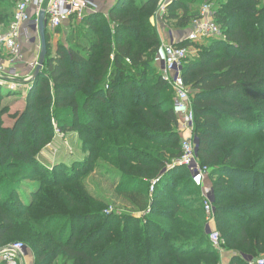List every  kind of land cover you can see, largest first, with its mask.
<instances>
[{
	"label": "trees",
	"instance_id": "1",
	"mask_svg": "<svg viewBox=\"0 0 264 264\" xmlns=\"http://www.w3.org/2000/svg\"><path fill=\"white\" fill-rule=\"evenodd\" d=\"M198 1L171 0L161 20L189 26ZM159 2L115 0L106 13L71 19L54 54L45 31L47 53L23 109L0 106V249L16 234L34 264H220L199 191L188 169L174 165L180 136L156 61ZM218 3L214 19L223 34L177 44L197 50L181 75L228 264H253L245 256L264 255V2ZM11 19V7H0V25ZM52 121L62 133H78L85 157L47 171L36 155L52 141ZM98 167L113 168L121 200L150 209L145 222L103 212L107 204L83 180ZM34 183L25 202L20 190Z\"/></svg>",
	"mask_w": 264,
	"mask_h": 264
},
{
	"label": "built area",
	"instance_id": "2",
	"mask_svg": "<svg viewBox=\"0 0 264 264\" xmlns=\"http://www.w3.org/2000/svg\"><path fill=\"white\" fill-rule=\"evenodd\" d=\"M171 0H160L156 16L161 22V16L167 11V4ZM34 7V14L28 13V6ZM98 4L94 0H20L16 3L12 11V19L4 31H0V53L7 52L9 63H22V53L20 51V39L30 42L34 35L38 33V17L44 11L45 27L50 30L65 28L73 21L81 20L82 16L88 12L99 10ZM158 23V22H156ZM186 40L191 42H202L210 37H221L223 34L219 25L215 22L212 3L202 4L199 9V16L191 24ZM196 50L192 47H182L173 43H161L156 61L163 79L169 84L172 90L173 110L177 118L178 131L183 134L189 132V136L182 137L180 142L181 154L174 162V165L186 167L198 182L205 181L209 176V168L198 163L195 150L194 133V112L192 109L191 91L184 84L181 72L186 60L191 57ZM38 64V56L27 63L29 72L24 76L27 81H31L32 72ZM18 74L14 67H6L0 63V85L7 79L16 80ZM10 87L16 86L15 82H10ZM157 182L152 180L150 193ZM204 209L209 212L210 200L206 198L203 202ZM219 235L213 232L210 240L213 245L218 243ZM26 246L22 242H13L0 250V262L5 264H23V257ZM255 264H264V259H258Z\"/></svg>",
	"mask_w": 264,
	"mask_h": 264
},
{
	"label": "rangeland",
	"instance_id": "3",
	"mask_svg": "<svg viewBox=\"0 0 264 264\" xmlns=\"http://www.w3.org/2000/svg\"><path fill=\"white\" fill-rule=\"evenodd\" d=\"M18 1V0H17ZM219 1V0H218ZM217 1V4L213 0H199L195 4V8L199 9L202 4L205 3H212V8L216 10L220 9V5ZM261 3L264 2V0H259ZM16 0H5L0 3V7H11V12L13 11V8L15 6ZM5 5V6H4ZM171 25H175L174 22H169ZM168 24V25H169ZM6 25H0V31H4L6 29ZM69 33V27L60 29L59 31H54L50 29H46V35L47 37V43L48 48L50 49V53L54 54V51H56L57 47L60 44H65L66 42V36ZM31 43H35L33 46L35 47V51L37 53V56L39 55L40 51V40L39 35H35ZM193 50H196L195 46H192ZM197 51V50H196ZM34 72V71H33ZM32 72V76H33ZM21 80L16 82L14 80L7 79L6 82L3 85H0V106L6 107L8 109L9 113H14L16 111H21L24 107L27 94L30 91V88L32 86V79L31 81H27L24 77L20 78ZM17 80V79H16ZM10 82H15L16 86L10 87ZM4 122L6 125H11L13 123V120L8 117V114L4 115L3 117ZM54 126V135L52 138V141L48 143L46 146H44L36 155L37 160L40 164L47 167V171H50L53 167V165L58 166L59 164L63 163L66 165H69L72 161H78L83 160L85 157V154L83 153L81 149V139L79 138V135L77 132H67L62 133L58 131L56 128L54 122L52 121ZM194 135V133H193ZM180 136V142L183 137V134L179 132ZM196 146V144H195ZM84 154V157L81 155ZM82 156V158H80ZM197 158V156H196ZM61 160V161H59ZM198 161V159H197ZM113 171V168H105L98 167L97 170L92 172L91 174L84 177V184L86 189L90 192V194L94 197L100 198L107 204V207L104 209L103 212L106 214L109 213H116V214H130L132 217L137 218L145 222V216L150 211V209H146L144 211H137L134 208L130 207V205L123 200H121L115 193L114 185L117 183L119 178H113L112 174L110 173ZM189 175L192 177L194 181V185L196 186L197 190L199 191V196L204 202L206 198L210 200V208L211 210L207 212L204 208L202 211L204 213V229L205 232L208 234L209 240L210 235L213 232H217L219 235L218 243L213 245L214 249L217 250L220 256V264H223L222 261V254H229L231 255V252L224 249V239L220 231L216 229V217H215V210L213 207V201L214 197L213 189H212V183L208 178L203 182H198L197 179H195L194 175L190 173L188 170ZM115 173V172H114ZM154 180V179H152ZM151 180V182H152ZM208 183V184H206ZM151 185V183H150ZM27 185L23 186L20 190V193L22 194V197H24V201L28 202L30 194L29 188L31 190L35 189L37 186V183H34V185L26 187ZM212 191V193L210 192ZM149 192H150V186H149ZM25 195V196H24ZM214 195V194H213ZM192 196V195H190ZM196 222H200L198 219H194ZM22 242L24 241L19 240L15 236H13L10 241L7 243V245L13 243V242ZM211 242V240H210ZM212 243V242H211ZM6 245V246H7ZM5 247V246H4ZM1 250V249H0ZM24 255H27V257L30 258L31 262L30 264H34V254L26 248ZM250 256H245L249 260L250 263L255 264V262L258 259H264V255H260L257 259L252 261V258H248ZM60 262L58 259L55 260V264H59Z\"/></svg>",
	"mask_w": 264,
	"mask_h": 264
},
{
	"label": "crops",
	"instance_id": "4",
	"mask_svg": "<svg viewBox=\"0 0 264 264\" xmlns=\"http://www.w3.org/2000/svg\"><path fill=\"white\" fill-rule=\"evenodd\" d=\"M98 4L99 10L103 11L104 13L107 12V8L110 7L115 0H94ZM201 7V6H200ZM200 9V8H199ZM199 11V10H198ZM28 13L33 16L34 14V7L29 5L28 6ZM156 27L157 32L160 38V44L161 43H173V44H179L186 40V37L189 33V31L192 28V25H189L185 28H178L175 25L169 24V21H161L159 22L158 19H156ZM169 24V25H168ZM35 36V35H34ZM20 51L22 53V63H9V58L7 52L0 53V63L4 64L6 67H14L16 70V73L18 74L16 82L20 81V78H23L28 72L29 69L26 66L27 63L37 58V53L35 51V47L33 46L35 43L30 42H24L20 39ZM191 47V46H189ZM189 132H184L183 136L187 137L189 136ZM84 157V154H81ZM82 156L80 158H82ZM61 161V160H59ZM208 184V183H206ZM231 258V255L229 254H222V261L223 264H228L229 260ZM31 262L30 258L27 257V255H24L23 257V264H30Z\"/></svg>",
	"mask_w": 264,
	"mask_h": 264
},
{
	"label": "water",
	"instance_id": "5",
	"mask_svg": "<svg viewBox=\"0 0 264 264\" xmlns=\"http://www.w3.org/2000/svg\"><path fill=\"white\" fill-rule=\"evenodd\" d=\"M45 21H44V11H41L38 17V33H39V40H40V51L38 55V64L36 68L34 69L33 76H32V82L40 72L42 65L44 63V59L47 53V44H46V37H45ZM195 150H197V139H195ZM213 191V190H212ZM212 191H210L212 193ZM214 197V195L212 194ZM250 258V257H248Z\"/></svg>",
	"mask_w": 264,
	"mask_h": 264
}]
</instances>
